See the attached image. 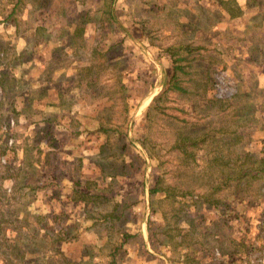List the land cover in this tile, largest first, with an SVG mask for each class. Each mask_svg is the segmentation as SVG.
Segmentation results:
<instances>
[{
  "label": "rangeland",
  "instance_id": "1",
  "mask_svg": "<svg viewBox=\"0 0 264 264\" xmlns=\"http://www.w3.org/2000/svg\"><path fill=\"white\" fill-rule=\"evenodd\" d=\"M236 1L244 9L242 16L229 20L215 7L206 10L198 0H108L119 19L142 35L134 47L121 41L114 30L118 21L110 11L86 17L88 21L82 24L79 20L85 18V10L79 12L78 7L70 6L67 12L71 17L64 15L60 22L67 44L72 20L76 26L82 24L77 36L84 34L88 22L87 28L92 30L81 38L79 53L69 52L76 56L74 74L65 73L58 80L40 79V84L31 82L34 79L28 66L10 64L11 47L19 40L12 21L0 17V77L17 81L22 77L10 94L0 87V190L11 199L9 212L22 214L20 220L0 231V264H264L262 164L254 161L250 165L258 178L245 180L250 188L244 198H227L228 187L219 193L223 212L196 203V198L206 193L198 185L206 178L202 169L213 156V147L218 154L228 156L227 141L235 131L243 133L235 145L237 153L250 151L256 160L264 155V0ZM54 18L50 13L33 17L31 24L49 29ZM181 42L199 45L192 58L196 59L195 70L209 68L210 78L205 88L203 81L188 83L189 95L168 93L166 101L156 104L162 112L154 110L151 102L171 69L166 51L171 44ZM52 45L56 44L39 47L35 43L33 54L39 55L40 62L52 61ZM71 59L66 53L59 54L54 62ZM63 82L64 87L57 91L58 83ZM31 89L34 95L29 98L34 100L37 113L27 112L35 117L24 120L12 111L20 107ZM57 104L63 106L59 112ZM42 115L48 123L42 128L43 143L48 141L49 149L70 144L64 146L70 153L63 157L48 153L49 170L44 174L55 183L48 188L54 190L48 198L35 200L26 212L24 200L12 191L6 175L18 169L22 128L31 120L35 125ZM11 120L14 127L6 128ZM56 121L67 125L75 122L74 129L66 128L60 135V145L54 140ZM196 130L209 132L215 141L224 138L226 144L209 140L199 148L186 142L188 154L178 151L180 136H193L190 132ZM243 162L249 163L245 158ZM68 179L66 187L64 180ZM156 182L162 189L174 188L175 197L164 193L147 196ZM230 183L219 168L214 184L224 188L238 184ZM72 188L88 189L91 196L88 201H78L72 194L69 200L66 195ZM183 191L191 195L179 197ZM101 192L106 197L103 200L92 197ZM225 211L230 214L223 220ZM107 213L112 216H103ZM165 213L167 218H163ZM178 218L182 219L178 222ZM164 222L179 227L174 229L178 236L173 234L184 239L182 244L174 241L164 245L167 233L159 229ZM157 229L158 235L153 234Z\"/></svg>",
  "mask_w": 264,
  "mask_h": 264
},
{
  "label": "crops",
  "instance_id": "2",
  "mask_svg": "<svg viewBox=\"0 0 264 264\" xmlns=\"http://www.w3.org/2000/svg\"><path fill=\"white\" fill-rule=\"evenodd\" d=\"M79 1L80 2H78L77 0H0V17H9V20L13 21V22H11L12 23L11 25L13 27L15 37H18V40H19L16 47H15V45L11 47L12 48L11 50L15 49L16 52L18 50V53H16V54L14 51H13V53L9 54V56H12L11 62H13V63L18 62V64L19 63L24 64L25 67L28 66V68H30V72H31L30 76H32L34 79V81L31 80L32 83L37 82L40 84V82H39L40 79H42L43 81L58 80V79H61L65 75V73H69V75L74 74V72H75L74 64H75V57L76 56L74 57L73 54L69 53V52L73 49V52H75V50H78V53H79L81 38L85 37L86 31L88 32V31L92 30V28H90V26L87 28V26L90 25L89 24L90 22H88V24L85 25V30H84L83 35L77 36L75 32H78L80 30V26H82V24L84 22L88 21L86 19V17L89 19L92 15H94L95 13H97L99 11L103 15H105L107 11H110V14L112 15V17L116 18L119 25L116 26V28H114V30L116 29L117 34L121 36V41L125 42V46H132V47L137 46V44L141 40L142 35H140V33H136L135 30H132V27H127L125 25V23L123 21H121V19H119V15L114 13L113 9L111 8V4H110V6L108 5V2H107L108 0H95L94 3H91V0H83V1L79 0ZM198 1L201 2V4L203 6L207 7L206 10L211 11L215 7L214 9L219 10L225 18H227L229 20H233L230 18L227 11L222 8L219 0H198ZM81 3L84 4V7L78 6ZM234 4H237L238 7L243 12L244 9L240 6L241 5L240 3L238 4L237 1L234 0ZM70 6L78 7L77 11L85 10L83 13L85 15V18L79 20L82 24L78 23L79 22L78 21L77 22L78 24L76 26L75 21L72 20L73 24L71 23L68 25L69 43L67 44L65 37L61 36V33L64 32L63 31L64 27L60 25V22H61V17L64 15L71 17V15L68 14V12H67V10L70 8ZM203 8H205V7H203ZM79 12H81V11H79ZM49 13L55 17L54 18L55 24H51L49 29L47 28V26H45L43 24L42 25H37V24L32 25L31 24L33 17H37V19H38V17H40V16L43 17V16L49 15ZM98 15H100V14H98ZM241 16H242V14H241ZM234 19H237V18H234ZM43 27H45V28H43ZM55 27H57V29L54 30ZM128 28H129V30H127ZM31 32H33L32 36L29 34ZM57 32H59V33L56 36ZM52 37H53V39H52ZM85 42L89 43L88 41H85ZM35 43H38L39 47L42 45H46L48 43L56 44L55 46L52 45V47L54 48V49H52V51H53L52 52V54H53L52 61L40 62L39 55L33 54ZM170 46L199 47V45H194L191 43H182V42L176 43V44H171ZM67 48H68V51H66ZM65 53H66V56L68 57V59H70V58H72V59L66 61L65 63L62 61L60 63L54 62V60H56V57L59 54L65 55ZM15 59H17V60H15ZM61 60L64 61V59H61ZM66 68H71V69L68 70L69 72H66L65 71ZM79 69H81V68H79ZM45 74L46 75L48 74L49 76L46 77ZM25 78L30 79V77H25ZM19 80H22L21 76H20V78L18 77V81H17V79L12 80V78H10L9 80H7V79L4 80V78H2V84L4 85V92L3 93L10 94V93L14 92L16 86H13V84L15 82L19 83ZM24 81L29 82V80H24ZM28 87L32 88V84H31V86L29 85ZM63 87H64V82L58 83V88H56V87L55 88L57 89V91L60 92V89ZM33 90L34 89H31V93H29L28 97H26L23 100L20 107L15 108L12 111L13 113L15 112V114H17L19 117L23 116L24 120L26 118H29V117L30 118L35 117V116H33V114L31 115V114H28L27 112L37 113V111H36L37 109H35V105L32 103V101H34V100L29 98V97L34 95ZM59 103L62 104V102H59ZM60 104H57L55 106L57 108L58 112L60 110H62V108H63V106ZM32 122H34V121L31 120V124L28 127L27 126L23 127L21 130L23 135H24V138L22 141L21 149L17 154V159H18L17 163H19V165H17L18 169H16L13 174H7L6 175L7 179L8 180L10 179V181L12 182V186H13L12 191H14L16 193L18 192L21 196V199L24 200L22 205H24V207H26L25 208L26 212H28L32 208V206H33L32 203L35 200L37 201L38 198H42L44 196H47V198H48L49 195H51L52 190H54L53 188L52 189H46V190L34 189V185L36 183L37 177L42 175L43 173H45L47 170L44 167V164H45V161L49 160L48 159V155H49L48 153L56 152L59 155V157H63L64 155L67 156L70 153L69 152L70 148L68 149V151H65V147H64V146L70 145V144H67V143L61 144L62 149H60V148L54 149L53 147H51V149H49L48 148L49 142L46 141L45 143H43L44 140H46L45 139L46 137L44 136V131L42 130V128L48 124L47 122L44 121V115H42L40 121H37L35 125H33ZM56 122L58 123V121H56ZM74 123L71 122V124L67 125L64 122H59L58 124L54 125L55 131L57 130L56 135L54 137V140L57 141V145H60V142H59L60 135H62V133L66 131V128H69V129L73 128L74 129V126H73ZM235 125L237 127L238 123L236 122ZM34 126H35V129H34ZM37 127H38V130H36ZM35 130H36V132L32 136V132ZM23 168L25 171H27L29 173V175L27 176V180L22 179L24 174L21 172V169H23ZM82 175H84V173ZM64 182H65V184H67V185H65L66 187L69 186V183H68L69 179L64 180ZM0 186H2V185L0 184ZM0 189H1V187H0ZM150 189L149 190L147 189L148 191L146 193V195L149 197L152 196L149 194ZM87 190L80 188L79 192L82 194L88 195ZM73 191H74L73 188H72V190L70 189L66 195V197L69 200H70L71 196L73 197V195H72ZM5 195H6V191L3 189L0 190V222L4 221V224H5L8 220L9 223L6 225H3V228L1 226L0 231H2L4 229V227L5 228L8 227L14 220H20L19 217H20V215H22V214L19 215L16 212H12V211L9 212L8 207L10 205L8 206L7 203L10 204L11 199L10 198L6 199ZM90 196L91 195L87 196V201H88V198H90ZM104 196L105 195L103 192L94 193L92 195V197L94 199L98 198L100 200L101 199L103 200ZM84 198L85 197L82 196L81 199L77 198V200L83 201ZM104 198H106V197H104ZM227 198H231L230 190H228V197ZM222 200H223V198H222ZM101 202L104 203L103 201H101ZM148 207H150V205H148ZM153 207H155V204H151V208H153ZM10 208L12 209V207H10ZM124 209H126L125 205H124ZM214 211H217V210H214ZM165 214H164L163 218H167V214L166 215ZM150 215L152 216V214H150ZM153 215H154V212H153ZM103 216L110 218L112 215L107 213V215H103ZM177 216L179 217V215H177ZM171 217H172V215L169 218H171ZM181 219L178 218V222ZM159 221H161V219H158V222ZM160 224L161 223H158V226ZM175 228L179 229L178 226L177 227L171 226V225L167 224L166 222H164V225L162 227H160V229H162L163 231H165L167 233V237H166L167 242L164 243L165 246L172 245L174 243V241L178 242V245H180L184 242V239H182L180 236H179L180 237L179 239H176L178 237H176L173 234V232H174L177 235L176 231L174 230ZM141 232H142V234H145L143 227H141ZM148 236H149V234H148ZM192 238L194 239L193 241L196 242V239L194 237H192ZM199 242H196V243H199ZM191 243H193V242H191Z\"/></svg>",
  "mask_w": 264,
  "mask_h": 264
},
{
  "label": "trees",
  "instance_id": "3",
  "mask_svg": "<svg viewBox=\"0 0 264 264\" xmlns=\"http://www.w3.org/2000/svg\"><path fill=\"white\" fill-rule=\"evenodd\" d=\"M219 1H220V5L222 6L223 9L227 11L231 19L238 18L241 16L242 11L238 7L237 4H234V0H219ZM6 20L11 21L9 20V17H7L5 21ZM198 50H199L198 47H190V46H170L168 47V51L166 52H169V55H167V57L169 58V61L171 62L170 73L168 74L166 73L167 76L164 77L161 83V92L156 97L153 98L150 107H153L154 110L162 112L163 109L161 107L159 106L156 107L157 102L159 100H162V102L166 101L168 93L174 92V93H178L183 96L189 95L190 91L187 88V84L190 82L198 84L200 81H203L204 83L203 88H205L210 78V75L208 74L209 68H207L204 71L195 70L196 64L194 62H196L195 61L196 59H192V58H193V54H195V52H197ZM7 52L9 53L8 50ZM10 53H13L12 50L10 51ZM11 63L13 64V62L10 61V64ZM186 76L188 77V79L185 78ZM2 78L3 77L1 76L0 77V87H1V91L4 92V85L2 84ZM208 103H210L209 105L211 108L214 106L212 101H209ZM150 110L151 109L148 110L147 115L149 114ZM190 134L193 135L194 137L190 135H187V138L182 137V135L180 136V143H178L177 148H178V151H181L183 154H188V152L185 151L186 142L190 144V146L195 145L201 148V146L208 145L210 143L209 140L215 141V139L211 135H209V132L196 130V131L190 132ZM241 135H243L242 132L235 131L234 137L230 138L227 141L226 146H227L228 156L224 155L225 156L224 157L223 155L218 154L216 151V148L213 147V156H211L209 160H207L206 165L202 169V173L203 175L206 176V178L204 180V183L201 184V186L198 185V187L205 188L206 193L197 197L196 203L199 202L201 203V205H204L214 210H219L220 212H223L221 209V203H222L223 197L219 195L220 192H222L223 190H226L228 187L230 190L231 197L240 198V199L244 198L245 197L244 193L246 189L250 188L249 186L250 183L244 184L245 180L250 177L254 178V180L258 178L257 175L253 176L254 171L253 169H251L250 165H252V163L255 161L254 163L259 162L260 164L264 166V155H263V158L261 157V159L256 160L257 158L255 159V156L252 155L250 151L246 152L244 149H241V151L239 152L244 154V156H242L240 153H237L238 149L236 148L235 145L236 143L240 141L238 139L241 137ZM222 140H224V138H221L220 140H216L215 143L220 142L223 145L226 144L225 141H222ZM206 153L207 155H209L210 151L207 150ZM261 153L264 154V148L262 149ZM188 157L193 158L192 155H189ZM246 157L247 159H250V161H248ZM244 158H245V161L249 162L248 164L243 162ZM240 162L241 164H239ZM48 165H49V162L45 161L44 167L47 170H49ZM219 168L222 170V172L226 173L227 182H232L230 184H234V183H238V184L235 186L225 185V188L222 187L221 185L217 187V185L214 184V176L216 172L219 170ZM21 172L24 174L22 179L27 180V176L29 175V173L25 171L24 168L21 169ZM76 183L81 186V184L78 181ZM54 184L55 183H52V181L48 179L43 173L42 175L37 177L36 183L34 185V189L45 190V189L51 188ZM170 188L162 189L159 185V182H156L154 187L150 189L149 194L154 195L156 193H164L166 197L167 196L175 197L174 188H171V189ZM73 195L78 196V199H81L82 195H85V194L80 193L77 188L76 190L74 189ZM190 195L191 194L189 192L183 191V193H181L179 197H186ZM215 195H218V196L215 197ZM84 197L85 198L83 199V201L87 199V195ZM224 214H223L222 219L223 218L228 219L230 213L225 211ZM8 223H9L8 220L5 224H4V221L0 222V228L1 226L3 228V225H6ZM159 229H157L158 232H155L153 234L158 235Z\"/></svg>",
  "mask_w": 264,
  "mask_h": 264
},
{
  "label": "built area",
  "instance_id": "4",
  "mask_svg": "<svg viewBox=\"0 0 264 264\" xmlns=\"http://www.w3.org/2000/svg\"><path fill=\"white\" fill-rule=\"evenodd\" d=\"M9 127V129L10 128H12V127H14V123H13V121L11 120L10 122H9V125L6 127V128H8ZM5 129V128H4ZM8 143H9V145H11L12 144V141H11V139L8 141Z\"/></svg>",
  "mask_w": 264,
  "mask_h": 264
}]
</instances>
